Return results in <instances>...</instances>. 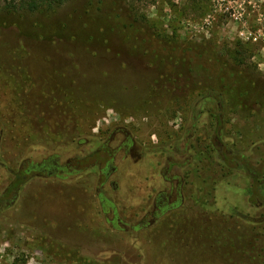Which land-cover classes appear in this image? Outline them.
Segmentation results:
<instances>
[{
  "label": "rangeland",
  "instance_id": "obj_1",
  "mask_svg": "<svg viewBox=\"0 0 264 264\" xmlns=\"http://www.w3.org/2000/svg\"><path fill=\"white\" fill-rule=\"evenodd\" d=\"M8 2L0 264H264V0ZM126 24L230 64L241 52L257 96L224 93L218 106L214 83L125 40ZM78 159L96 165L68 175ZM55 163L63 170L26 174L12 201L16 174ZM162 194L174 210L156 211Z\"/></svg>",
  "mask_w": 264,
  "mask_h": 264
},
{
  "label": "trees",
  "instance_id": "obj_2",
  "mask_svg": "<svg viewBox=\"0 0 264 264\" xmlns=\"http://www.w3.org/2000/svg\"><path fill=\"white\" fill-rule=\"evenodd\" d=\"M7 3V9L12 11L24 10L28 12H36L41 8L53 9L54 7H59L64 3L70 0H5ZM132 28V29H129ZM134 24H126L123 27L124 38L127 41H138L139 37L141 38V46L144 50L150 51L153 55H157L160 58H169L173 60L175 57L179 55V60L181 59V66L188 73L198 74L201 78L205 79L209 83L215 84V89L217 92L212 93L211 96L213 99L217 101V105L220 107H224L226 102L224 99V93L228 94L230 97H234L240 102V99L247 101L251 97L257 96V88L254 85V79L248 74L246 70H242V65H244L245 61L240 58L241 52L236 51V55L233 56V65L228 63L225 60V56L215 52L211 49H205L201 46H192L181 44H167L166 42H162L159 39L156 40L154 37L140 35L139 30L135 32ZM150 44V45H149ZM181 53V54H180ZM195 59H198L197 61ZM181 67V68H182ZM219 73V76H215L212 72ZM211 91V90H210ZM201 98H205L206 94H200ZM240 98V99H238ZM261 101L264 100V96L260 95ZM242 102V103H243ZM241 103V102H240ZM91 159H78L76 162V167L74 169L67 168V171L72 173L81 172L92 165H96L91 163ZM249 172L248 175L254 181L258 180L261 174L256 170L251 164H249ZM26 173H18L16 174L14 182L8 188V192L13 198L12 201L15 200L18 193L17 191L24 185L26 180ZM82 264H91L90 262L82 261ZM95 264V263H93Z\"/></svg>",
  "mask_w": 264,
  "mask_h": 264
},
{
  "label": "flooded vegetation",
  "instance_id": "obj_3",
  "mask_svg": "<svg viewBox=\"0 0 264 264\" xmlns=\"http://www.w3.org/2000/svg\"><path fill=\"white\" fill-rule=\"evenodd\" d=\"M216 138H215V141L217 140H220V136L218 135V133L216 134V136H215ZM219 143V142H218ZM133 144V143H132ZM134 145V144H133ZM138 159H140V158H138ZM227 159V160H226ZM226 159L224 160L225 161V163H226V165H229L230 164V161L231 160H229V158L228 157H226ZM226 161H229V164H228V162H226ZM243 161L244 162H246V164L245 165H243L242 167H241V169L243 170V171H245L246 173H247V175H248V172H249V161L247 160H245V159H243ZM41 169V170H40ZM40 170V171H39ZM63 170V168L61 167V166H59V165H57L56 163L55 164H53V165H50V164H44V165H42L41 167H37V166H33L31 169H29V170H27L26 171V174H28V173H30V172H40V173H48V174H52L53 172L54 173H57V172H60V171H62ZM249 176V175H248ZM166 195H161L160 196V200H158L157 201V203H156V206H155V208H156V211H159V212H165L166 211V209L168 208L169 210H174L175 209V205L173 204V205H169V206H167L166 204H167V202H168V198H166L165 197ZM110 206L112 207V204H110ZM108 209V208H107ZM155 215V214H154Z\"/></svg>",
  "mask_w": 264,
  "mask_h": 264
},
{
  "label": "water",
  "instance_id": "obj_4",
  "mask_svg": "<svg viewBox=\"0 0 264 264\" xmlns=\"http://www.w3.org/2000/svg\"><path fill=\"white\" fill-rule=\"evenodd\" d=\"M41 170V169H40Z\"/></svg>",
  "mask_w": 264,
  "mask_h": 264
}]
</instances>
